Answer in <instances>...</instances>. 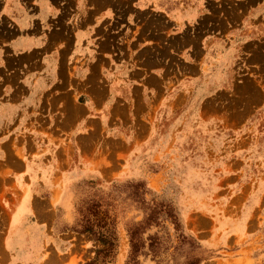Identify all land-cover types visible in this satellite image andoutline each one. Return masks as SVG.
<instances>
[{
  "label": "rangeland",
  "instance_id": "rangeland-1",
  "mask_svg": "<svg viewBox=\"0 0 264 264\" xmlns=\"http://www.w3.org/2000/svg\"><path fill=\"white\" fill-rule=\"evenodd\" d=\"M220 1L175 0L166 24H137L136 14L101 21L92 40L66 42L61 71L42 50H3L0 65L24 66L17 80L39 84L29 111L61 117L64 156L96 167L76 187L62 237L74 244L72 264H264V40L233 37L239 21L208 33L248 12ZM128 55L134 73L124 76ZM30 91L18 88L10 107H24ZM82 123L89 133L74 137ZM1 191L0 183V240L10 219ZM36 255L16 261L0 248V264H33Z\"/></svg>",
  "mask_w": 264,
  "mask_h": 264
},
{
  "label": "crops",
  "instance_id": "crops-1",
  "mask_svg": "<svg viewBox=\"0 0 264 264\" xmlns=\"http://www.w3.org/2000/svg\"><path fill=\"white\" fill-rule=\"evenodd\" d=\"M173 1L175 0H0V56L4 49H12L18 54L42 50L43 55L56 58V63L51 67H58L59 57L61 60L58 63L62 67L66 42L69 44L72 40L74 46L78 47L83 41L92 40L94 28L101 21L111 24L113 19L115 22L123 19L127 22L130 16L136 14L137 17L133 19L137 24L140 21L143 23L145 19L154 25L160 24L161 20L166 24L164 14L169 15L174 10ZM234 1L239 11L248 10L244 18H233L229 24H222L219 23L222 20H217L218 23L210 27L208 33H222L225 25L238 24L239 21L240 26L232 32L233 37L246 34L252 40H264V0ZM177 14L179 15L177 12L175 17ZM184 17L188 25L193 24V9L189 12L186 8ZM205 18L207 17H200L201 23L205 22ZM185 22L183 20L184 24ZM154 35L152 40L157 44ZM211 39L215 48H223L224 39ZM127 57L128 59L119 61L120 67L124 69V76L127 75L125 71L130 75L134 73L130 67L129 71L127 69V64L132 67L129 55ZM89 62L92 63L91 60ZM87 66L86 71L93 69V64L88 63ZM61 67L56 68V71H61ZM135 69V74L140 70L148 71L147 68ZM22 71L24 66L0 65V73L9 74L4 77L0 75V89L9 96L8 100L0 99V183L1 202L10 217L0 240V248L6 249L16 261L42 250L41 256L36 255L32 259L33 264H72V256L68 255L74 244L72 239L62 237L68 235L70 229L67 226L73 220L76 187L81 182L91 180L96 167L91 159H82L76 163L71 156H64L62 148L66 133L59 127H54V122H58L60 116L57 120L58 115L50 114L48 109L45 114L29 111L33 108V103L29 104L33 89H37L39 84H31L30 80L18 81L16 73ZM152 71L149 70L150 73ZM40 87L48 89L49 84L45 82ZM18 88L21 91L31 88L30 93H26L25 108L10 107L11 101L16 99L13 98V93ZM45 93L47 92L43 90L41 95ZM93 119L88 116L84 122L90 125L95 122ZM107 120L109 119H106L105 124ZM6 121L9 126L14 127H6ZM85 123L73 131L74 137L79 138L89 133L85 129ZM49 248L54 249L55 255L47 260L43 250ZM57 252L62 255L58 256Z\"/></svg>",
  "mask_w": 264,
  "mask_h": 264
}]
</instances>
